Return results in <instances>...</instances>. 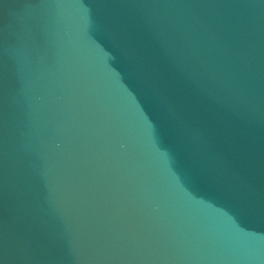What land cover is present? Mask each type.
I'll use <instances>...</instances> for the list:
<instances>
[{"label":"water","instance_id":"obj_1","mask_svg":"<svg viewBox=\"0 0 264 264\" xmlns=\"http://www.w3.org/2000/svg\"><path fill=\"white\" fill-rule=\"evenodd\" d=\"M0 264H264V0H0Z\"/></svg>","mask_w":264,"mask_h":264}]
</instances>
